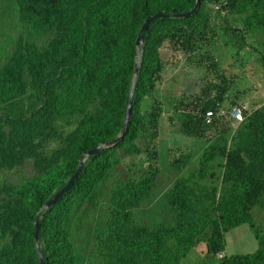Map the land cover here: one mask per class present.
<instances>
[{"label":"rangeland","instance_id":"1","mask_svg":"<svg viewBox=\"0 0 264 264\" xmlns=\"http://www.w3.org/2000/svg\"><path fill=\"white\" fill-rule=\"evenodd\" d=\"M126 1L130 24L121 59L141 25L140 0ZM175 1L162 0L153 7H170ZM105 2L94 0L92 4ZM254 2L257 6L236 12L224 7L225 0H205L192 21L161 29L167 28L170 36L157 49L161 66L154 88L137 103L134 139L109 152L111 165L100 182L89 194L74 195L63 210L60 226L71 245L73 264H114L104 254L108 249L100 239L108 227L114 198L146 176L152 178L148 192L128 208V236L131 227L148 231L174 227L177 208L170 205L171 195L183 193L189 207L186 219H201L200 223L209 216L213 203L227 202L232 182L222 181L225 157L221 153L239 155L248 163L251 136L225 116L214 127L194 135L184 132L183 123L195 113L198 101L212 97L224 113L235 105L246 113L262 110L264 26L260 21H264V0ZM92 4H77L76 22L83 34ZM187 35L193 44L184 51ZM65 36L61 25L34 33L21 21L15 0H0V90L10 70L15 87L12 97L0 100V264L36 263L34 243L29 239L32 225L22 235L8 222V213L17 209L18 216L32 215L31 193L50 179L55 183L68 180L66 164L83 134L103 121L123 119V114L114 118L108 112L117 63L96 71L82 109L76 104L72 110L62 109L71 100V84L84 51L83 41L60 50ZM118 135L119 131L114 136ZM248 213L264 237V197ZM188 233L199 242L179 264H219L215 255L205 252L210 227L198 235L196 228ZM41 237L39 247L44 249ZM165 245L170 253L184 248L176 239ZM256 245L245 224L223 234L226 256L249 255Z\"/></svg>","mask_w":264,"mask_h":264},{"label":"trees","instance_id":"2","mask_svg":"<svg viewBox=\"0 0 264 264\" xmlns=\"http://www.w3.org/2000/svg\"><path fill=\"white\" fill-rule=\"evenodd\" d=\"M15 1L21 21L29 26L34 33H46L55 25L65 27L66 36L61 43L60 50L71 46L73 43L79 44L83 41L82 64L76 79L71 84L72 92H69L71 100L68 98L66 104L61 106L62 109L72 110L75 108V104L78 105V110L82 109L86 104L90 89L89 84L95 78L96 71L104 67L110 68L117 63L116 80L112 88L113 100L108 112L114 118L124 115L133 77V65L138 61V73L134 80L127 131L121 141L111 146L109 150L104 149L97 155L88 157L86 162H83L81 171L70 189L53 206L39 212L41 206L67 181L55 183V180L50 179L40 189L31 193L30 198L35 204L32 215L20 213L18 216L17 209L8 213V216L10 215L7 219L8 222L15 224L22 235L26 234L27 229L29 230V226L32 225L31 232H29L31 241H33V218L38 213L37 245L39 247L42 240L41 236H43L44 249L39 247V250L44 264H73L71 245L66 233L60 226L63 210L74 195H87L100 182L111 165L109 152L130 143L134 139L135 122L133 116L136 113L137 103L154 88L161 66L157 49L170 36L167 33V28L165 31H161V29L168 27L169 24H184L192 21L200 11V4L205 0H199V7L196 12L186 19H163L151 23L144 34L140 57H136L139 49L135 48L134 39L123 53L122 59L119 54L126 45V36L130 24V6L126 0H106L102 5L92 4L94 0ZM161 1H139L137 11L141 24L145 18L156 13H185L189 11V5L194 4V0H176L170 7L162 6L155 9L153 4ZM252 1L225 0L224 7L228 11L243 12L250 6H257L258 3H252ZM78 3L92 4L85 34L78 28L76 22V19L79 18ZM260 22L264 26V21L261 20ZM177 30L181 31L179 27ZM191 38L190 35L184 38L185 45L182 47L184 51L191 50L193 44ZM13 74V70L5 73L4 85L0 90V100L5 101L13 96L15 91ZM219 104L215 97L198 101L195 113L188 115L183 123L184 132L194 135L201 132L202 129L214 127L219 123V117H214L209 126H205L201 122L202 114L207 110H212L214 113L218 112ZM237 125L251 136L252 143L246 152L248 163H244L239 155L221 153L225 157L222 181L232 183L228 190V196L225 197L227 202L225 204L213 203L209 216L202 219L203 223H200L201 219L197 221L186 219L189 207L186 204V198L180 192V194L171 195L169 200L170 205L177 208L174 227L159 228L155 231H148L143 227H131L128 231L131 236H128L126 230L128 208L134 206L148 192L152 178L146 176L141 181L128 185L114 198L108 227L103 237L100 238L108 249V251L104 250V254L114 264H179L180 260L199 242V239L194 238V235H189L188 231L196 228L198 235L206 227H210V234L205 240V252L207 255L216 256V254L223 252V234L244 224L248 226L257 242L254 252L249 255H224L218 259L219 264H264V237L259 234L248 213L250 207L264 197V104L260 111L256 110L252 113L242 111V121ZM121 126L122 121L116 123L103 121L87 130L78 141L71 161L66 164L67 175L69 177L72 175L81 155L97 145H103L115 139L114 135L118 131L120 134ZM118 128L120 129L118 130ZM39 232L42 235H39ZM172 239L178 240L184 245V248L176 253L168 252L165 244ZM35 262L38 264L37 257ZM19 264L34 263L22 261Z\"/></svg>","mask_w":264,"mask_h":264},{"label":"water","instance_id":"3","mask_svg":"<svg viewBox=\"0 0 264 264\" xmlns=\"http://www.w3.org/2000/svg\"><path fill=\"white\" fill-rule=\"evenodd\" d=\"M198 7H199V0H194L193 7L185 13H175V14L156 13L152 16L145 18L139 27L138 33H137L135 41H134L135 48L139 49V52L136 55V57L139 58L141 55L144 34L146 32V29L149 27V25L151 23H153L156 20H163V19H186V18L192 16L196 12ZM137 73H138V61L135 62L133 65V77H132L129 93L127 96V104H126L125 109H124V115H123V119H122V126H121L120 134L115 139L111 140L110 142L104 143L103 145H97V146L93 147L92 149L88 150L84 155H81L78 159V163H77V166H76L74 172L69 177L67 182L63 185V187H61L52 197H50L41 206V208L39 209V212L53 206L58 201V199L61 198L70 189V187L74 183L75 179L77 178L79 172L81 171L83 162L88 157L95 156L100 151L107 149V148H109V147L113 146L114 144L121 141V139L123 138V136L125 135V133L127 131L129 115H130V107H131V103H132L134 80H135ZM38 231H39V225H38V213H37L36 215H34V218H33L32 236H33V242H34V247H35V252H36L38 264H44V260L40 254V250H39V247L37 245Z\"/></svg>","mask_w":264,"mask_h":264},{"label":"built area","instance_id":"4","mask_svg":"<svg viewBox=\"0 0 264 264\" xmlns=\"http://www.w3.org/2000/svg\"><path fill=\"white\" fill-rule=\"evenodd\" d=\"M225 116L231 121L232 123L239 124L242 121V109L238 106H231L229 107L225 113L222 111H218L214 113L212 110L205 111L201 116V122L205 126H209L212 123L214 117H221ZM224 256L223 252L216 254L217 259H221Z\"/></svg>","mask_w":264,"mask_h":264},{"label":"crops","instance_id":"5","mask_svg":"<svg viewBox=\"0 0 264 264\" xmlns=\"http://www.w3.org/2000/svg\"><path fill=\"white\" fill-rule=\"evenodd\" d=\"M224 253V252H223ZM224 255H225V253H224ZM206 264V263H205Z\"/></svg>","mask_w":264,"mask_h":264}]
</instances>
